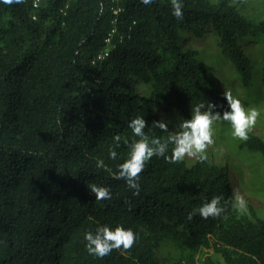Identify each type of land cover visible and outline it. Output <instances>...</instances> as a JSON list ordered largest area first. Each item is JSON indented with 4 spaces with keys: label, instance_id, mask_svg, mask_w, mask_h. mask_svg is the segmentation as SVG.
<instances>
[{
    "label": "trees",
    "instance_id": "16d2710c",
    "mask_svg": "<svg viewBox=\"0 0 264 264\" xmlns=\"http://www.w3.org/2000/svg\"><path fill=\"white\" fill-rule=\"evenodd\" d=\"M182 3L178 20L171 0L0 2V264H264V217L251 204L245 214L233 209L226 164L208 155L194 164L154 156L139 196L114 178L138 139L132 118L142 116L146 134L165 139L169 133L151 128L165 113L190 119L192 107L209 103L221 115L230 110L215 68L185 44L191 34L213 29L253 87L243 42L264 34V21L234 0ZM241 146L264 158L260 135L249 132ZM91 184L108 187L112 198L97 201ZM215 196L225 208L220 218L188 219ZM105 225L131 229L134 245L90 255L85 233Z\"/></svg>",
    "mask_w": 264,
    "mask_h": 264
},
{
    "label": "clouds",
    "instance_id": "9594fccd",
    "mask_svg": "<svg viewBox=\"0 0 264 264\" xmlns=\"http://www.w3.org/2000/svg\"><path fill=\"white\" fill-rule=\"evenodd\" d=\"M5 5L22 4L25 0H0ZM144 5H151L155 0H140ZM172 14L178 20L183 19V3L182 0H171ZM227 101L228 109L221 115L220 112H214L217 107L214 103L196 104L191 109V118H182L175 126L174 131H169L168 121L163 119L153 121L151 128L159 129L163 133L169 135L162 139L159 136H149L145 132L147 126L146 120L142 116H136L128 122V127L132 130L133 139L129 144L130 152L128 158L120 163L118 172L114 177L117 180H125L129 189L134 190L133 195L140 194V174L144 171L146 163L154 156L163 157L169 164L179 163L187 158H196L201 163L207 160V149L214 144L213 139V123L216 121H227L231 125L233 138L247 141L249 132L256 125L260 112L255 109H246L241 100L234 97L232 92L225 88L223 93ZM116 147H119L121 137H114ZM128 144V141H125ZM171 152L169 154V148ZM111 159H116L117 152L115 148L109 150ZM103 160L97 162L98 167H102ZM90 192L95 195L97 201L110 200L112 193L108 187L98 186L96 184L88 185ZM220 196L213 197L210 201H206L202 206L188 213V219L199 214L203 219L220 218L225 212V208L221 206ZM232 207L240 214L247 213V203L245 198L233 190ZM129 203V211L131 204ZM87 242L85 247L90 255L103 258L109 255L113 250H129L136 241V236L131 229H125L117 226L114 230L108 226H99L93 234L88 231L84 236Z\"/></svg>",
    "mask_w": 264,
    "mask_h": 264
},
{
    "label": "rangeland",
    "instance_id": "374dc122",
    "mask_svg": "<svg viewBox=\"0 0 264 264\" xmlns=\"http://www.w3.org/2000/svg\"><path fill=\"white\" fill-rule=\"evenodd\" d=\"M241 11L259 21H264V0H234ZM186 45L198 49L203 62L214 68V85L223 95L225 88L234 97L241 100L246 109L255 108L260 112L256 125L250 131L264 138V88L262 87V64L264 62V34L256 38H247L243 48L251 57L255 79L252 88H247L241 81L237 67L222 53L217 44V36L213 29H207L203 35L191 34L185 40ZM145 88V86H143ZM164 120L172 131L182 119L177 112L163 114ZM231 125L227 121L213 123L214 144L209 146L206 155L215 162L226 164L231 172L236 191L248 204L253 205L258 214L264 217V158L258 151L242 147V140L233 138ZM194 164L196 158H188Z\"/></svg>",
    "mask_w": 264,
    "mask_h": 264
}]
</instances>
